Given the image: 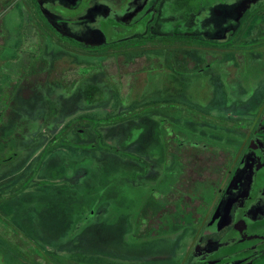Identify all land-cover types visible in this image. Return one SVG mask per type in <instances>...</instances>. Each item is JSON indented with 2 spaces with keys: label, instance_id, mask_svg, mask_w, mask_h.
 <instances>
[{
  "label": "rangeland",
  "instance_id": "obj_1",
  "mask_svg": "<svg viewBox=\"0 0 264 264\" xmlns=\"http://www.w3.org/2000/svg\"><path fill=\"white\" fill-rule=\"evenodd\" d=\"M62 1L61 17L67 16L63 21L68 29L85 32L86 26L96 30L100 25L101 17L89 22L81 15L73 16L78 1ZM93 1L116 5L123 0ZM38 2L0 0V110L8 101L13 102L9 110L12 118L3 124L4 137L9 140L0 151V172L14 168L11 174L0 177L4 180L0 183V203L10 213L0 219L6 231L13 233L9 236H15L22 246L20 250L0 246V264H99L89 257L124 256L119 245L128 242L131 223L137 226L139 217L155 211L158 201L173 190L179 166L168 148L207 145L206 134L188 124L191 106L198 104L221 114L223 105L229 108L228 114H235L240 88L248 93L259 88L254 99L264 98V72L259 69L263 64L259 63L261 56L252 52L245 67L236 61L235 54H228L213 69L192 75L157 65L130 75L122 73L126 97L117 108L121 97L110 98L111 91L120 92L114 76L118 71L112 61L102 62L106 76L99 68L100 57L70 46L77 39L69 37L72 31L62 27L50 24L53 30L41 40L31 4L33 12L38 10L41 15ZM56 3L60 5L52 1L46 6L56 9ZM57 21L62 23L61 18ZM111 28L109 31L116 33ZM54 34H61L64 40H54ZM151 53L158 54L150 51L149 57ZM138 62L145 64L144 59ZM67 68L72 69L69 75ZM40 73H47V80L34 81L29 88L32 95L25 96L24 81ZM244 99L250 101L247 95ZM86 113L117 120L102 130V146L97 143L84 151L73 149V144L67 148L64 142L66 148L59 147L45 163L44 154H39L42 140L30 138L43 136L39 131L47 126L67 124ZM86 120L82 119L78 129L86 130ZM52 171L64 172L60 186L48 185L42 190L39 181H49ZM199 188L197 184L188 190L194 195ZM87 216L89 219L78 228ZM15 222L24 227V232L14 227Z\"/></svg>",
  "mask_w": 264,
  "mask_h": 264
},
{
  "label": "flooded vegetation",
  "instance_id": "obj_2",
  "mask_svg": "<svg viewBox=\"0 0 264 264\" xmlns=\"http://www.w3.org/2000/svg\"><path fill=\"white\" fill-rule=\"evenodd\" d=\"M52 1L60 2V5L55 4L58 8H47ZM61 1L39 0L41 15L38 10L33 12L35 7L31 3L33 11L31 7L28 10L37 21L40 29L37 36L41 40L48 37L51 25L72 31L63 21L67 16L61 17L64 16ZM74 1H78V9L73 16L81 15L87 21L98 16L101 23L96 30L86 26L85 32L73 29L75 32L67 33L77 39L69 45L100 57L99 68L106 76L102 62L112 61L118 71L114 76H117L120 92L111 91L110 98L112 95L121 97L117 99V108L126 97L122 73L130 75L152 65L192 75L213 69V65L222 62L228 54H235L236 61L245 67L253 52L261 56L259 63L263 65L259 69L264 72V0H118L116 5L106 1ZM57 18H61L62 23ZM110 27L116 33L110 32ZM53 37L64 40L61 34ZM150 51L158 54L151 53L155 56L149 57ZM139 59H144L145 64H140ZM71 70L66 69L68 75ZM40 74L32 76L30 83L24 81L25 96L32 95L29 88L34 81L47 80V73ZM258 92L259 88L250 93L240 88L235 114H228L229 108L223 105L221 114L199 108L198 104L191 106L188 124L206 134L207 145L187 149L179 144L168 148L176 155L179 166L173 190L158 201L155 211L139 217L137 226L131 223L128 242L119 245L124 256L89 259L99 264H264V98L254 99ZM246 95L250 97L249 102L244 99ZM152 102L157 103V100ZM12 105L13 102L8 101L0 110V151L9 140L4 137L3 124L12 118L9 112ZM39 132L44 135L30 141L42 140L41 154L50 150L52 133ZM94 133L96 138L81 130L79 136L66 142L73 144L75 150L89 151V146L95 147L97 143L101 147L105 132ZM49 153L44 158L45 163L50 158ZM12 170L14 168L8 167L6 172L1 171L0 177L11 174ZM197 184L200 193L191 195L188 188ZM88 219L89 216L81 220L78 228ZM0 226V246L11 245L20 250L15 246L16 237L6 236L13 233L6 231L3 222Z\"/></svg>",
  "mask_w": 264,
  "mask_h": 264
},
{
  "label": "trees",
  "instance_id": "obj_3",
  "mask_svg": "<svg viewBox=\"0 0 264 264\" xmlns=\"http://www.w3.org/2000/svg\"><path fill=\"white\" fill-rule=\"evenodd\" d=\"M90 89H94V88L91 87ZM82 119H87L86 121L89 122V123H84V124H88L86 127V130L78 129V128H80L79 126L82 124ZM116 121L112 120V118L110 116H108L106 118H99L98 116H96V114L92 115V114L86 113V114L79 115L73 121H69L67 124L55 125L53 128L47 126L44 128V131H50L52 133V146L50 149L51 154L49 153L50 151L47 152L46 150H44L43 153H41V154H44V158H45L46 155L49 153L50 157L53 158L52 152L57 150L59 147L60 148L65 147L66 148V145L63 143L66 141H70V135L71 134H72L73 139H74L77 135L79 136L80 131L83 130L87 135L96 138L97 134L94 132H102L104 127L112 125V124L116 123ZM38 129H37V131H38ZM68 133H70L69 136H68ZM101 136H103V135H101ZM103 138H104V136H103ZM101 142H102V140H101ZM104 146L110 148V145L106 144ZM67 148L71 149V146L68 145ZM52 165H53V162H52ZM52 173H53V175H51V177L49 178V181H45V180L39 181V183H40L39 185L42 186V190H43L44 186L46 187L48 185L53 186V187L60 186L62 178H63L62 175L64 172L52 171ZM12 205L13 204L10 203V206H12ZM9 214H10L9 210L4 205V203H0V216H7ZM0 222L2 223V219H0ZM4 226H5V224H4ZM14 227L20 229L21 232H24V229H23L24 227L21 226L20 224L16 223V222H15ZM9 235H12V234H6V236H8V237H10V239H12V237ZM9 242H12V241H9ZM18 247H22V246H21V243H19L17 241L16 242V248H18Z\"/></svg>",
  "mask_w": 264,
  "mask_h": 264
}]
</instances>
